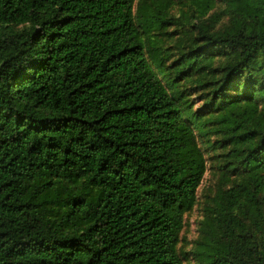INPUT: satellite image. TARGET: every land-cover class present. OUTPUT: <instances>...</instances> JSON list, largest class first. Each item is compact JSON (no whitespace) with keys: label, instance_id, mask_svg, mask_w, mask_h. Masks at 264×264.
Returning <instances> with one entry per match:
<instances>
[{"label":"trees","instance_id":"16d2710c","mask_svg":"<svg viewBox=\"0 0 264 264\" xmlns=\"http://www.w3.org/2000/svg\"><path fill=\"white\" fill-rule=\"evenodd\" d=\"M136 1L0 0V264H183L207 156L145 50V36L177 23L171 4L134 12ZM218 5L229 22L210 33ZM187 8L200 46L180 72L223 60L215 99L228 126L241 94L247 115L263 105L242 179L215 199L194 259L264 264V0Z\"/></svg>","mask_w":264,"mask_h":264},{"label":"rangeland","instance_id":"374dc122","mask_svg":"<svg viewBox=\"0 0 264 264\" xmlns=\"http://www.w3.org/2000/svg\"><path fill=\"white\" fill-rule=\"evenodd\" d=\"M158 1L137 0L134 12L144 4L156 12ZM167 1L171 4L167 14L177 23L155 29L145 36V50L155 75L169 94L177 100L182 111L186 113L185 118L188 120V115H192L193 121L197 126L200 125V128L193 130L196 144L204 156H207L206 172L196 193V205L185 214L177 246V253L183 264H197L193 250L203 238L209 210L220 192H225L240 183L242 179L240 165L247 147V139L244 140L243 137L255 130V125L261 121L263 105L258 104L257 111L247 115L248 111L243 105L246 100L241 94L242 106L231 115L232 125L228 126L222 122L223 116L228 115L227 107L215 99V92L220 87L216 81L221 77L224 62L216 59L210 69L207 67L203 70L197 68L188 73L180 72L182 61L190 56L196 46H200L198 42L200 36L192 27L193 24L180 19L181 14L187 13L188 0ZM222 10L223 5H218L203 20L208 32H217L228 24L229 19ZM152 56L157 57L155 65ZM232 91L230 95H233ZM227 127L232 130L228 131Z\"/></svg>","mask_w":264,"mask_h":264},{"label":"snow or ice","instance_id":"6c2138e0","mask_svg":"<svg viewBox=\"0 0 264 264\" xmlns=\"http://www.w3.org/2000/svg\"><path fill=\"white\" fill-rule=\"evenodd\" d=\"M237 86L238 85L236 83H228V82H226L224 87L226 89H230V90H233L234 91Z\"/></svg>","mask_w":264,"mask_h":264}]
</instances>
